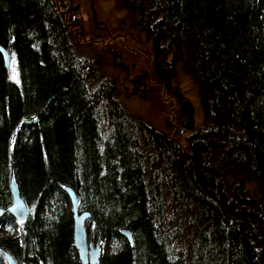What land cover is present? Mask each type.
I'll return each instance as SVG.
<instances>
[{
  "label": "trees",
  "instance_id": "16d2710c",
  "mask_svg": "<svg viewBox=\"0 0 264 264\" xmlns=\"http://www.w3.org/2000/svg\"><path fill=\"white\" fill-rule=\"evenodd\" d=\"M114 8L160 68L193 81L202 122L181 143L132 117L117 78L79 54L71 0H0L18 77L0 54V209L11 177L27 208L21 224L0 218V264H80L64 190L77 185L100 264H264V0Z\"/></svg>",
  "mask_w": 264,
  "mask_h": 264
},
{
  "label": "flooded vegetation",
  "instance_id": "af4514ba",
  "mask_svg": "<svg viewBox=\"0 0 264 264\" xmlns=\"http://www.w3.org/2000/svg\"><path fill=\"white\" fill-rule=\"evenodd\" d=\"M83 34L84 33L80 32ZM80 34V35H81ZM78 35V43L84 46H100L110 57L111 65L122 73L118 90L119 98L125 102L130 99L152 98L159 108L158 118L161 120L162 133L179 142L192 133L194 126V108L189 98L169 73L157 65L158 58L150 44H143L134 39V35L123 33L107 38L97 35L87 36L86 39ZM130 37V38H129ZM128 38L137 45H144L143 49L133 46ZM136 42H135V41ZM114 43H120L115 47ZM134 60L126 65L122 62L124 55Z\"/></svg>",
  "mask_w": 264,
  "mask_h": 264
},
{
  "label": "rangeland",
  "instance_id": "374dc122",
  "mask_svg": "<svg viewBox=\"0 0 264 264\" xmlns=\"http://www.w3.org/2000/svg\"><path fill=\"white\" fill-rule=\"evenodd\" d=\"M72 4H74L75 9L77 11V16L80 17V23L82 27V33H84V37L86 39L87 36H94L99 34V37L107 38L106 33H109V36H114L116 34H121L123 32L128 31L129 29H126L128 26H126V14L123 11H117L116 8H114V0H71ZM94 14V15H93ZM125 20V21H124ZM124 23V24H122ZM126 29V30H125ZM81 34V33H80ZM127 35L126 33H123ZM133 35L132 33H129L128 35ZM81 34V38H84ZM130 38V37H129ZM129 40V43L132 44L134 47L139 46L138 49L144 48V43L142 46L137 45L132 41V39ZM76 38H74L75 40ZM136 40V39H135ZM134 40V41H135ZM137 41V40H136ZM135 41V42H136ZM76 45H78V52L82 56H87L93 58V60H97L99 64H101V67L103 68V71L107 74V76L116 77V84L119 88V85L121 83V77L122 73L120 71L116 70L112 67L110 59H108L105 56H108V54L102 50L100 46H84L80 45L78 43V40H75ZM120 43H114L115 47H118ZM132 59L128 55H124L122 58V62L126 65L130 64ZM9 74L12 81L17 82V70H16V63L15 60L12 58L10 60V66H9ZM175 81L178 83V85L181 87V89L184 91V94L189 98L191 104L194 108V128H197L200 126L202 122V111L200 107V100L197 92L196 86L193 84V81L184 73L181 71H178L177 74L174 76ZM121 94V89L118 90ZM119 101H121L129 114L136 118L142 120L145 124H148L152 127H154L159 132H162L161 127V120L158 118L160 114H158V111L160 112L159 108L157 107L156 110V102L150 98V99H130L126 102L119 98ZM160 117V116H159ZM185 138L181 140V143H184ZM253 187V184L250 185V188ZM4 228L1 229V231ZM7 229V228H5ZM11 235L15 234V230L13 227L9 228Z\"/></svg>",
  "mask_w": 264,
  "mask_h": 264
},
{
  "label": "water",
  "instance_id": "95a60500",
  "mask_svg": "<svg viewBox=\"0 0 264 264\" xmlns=\"http://www.w3.org/2000/svg\"><path fill=\"white\" fill-rule=\"evenodd\" d=\"M0 54L4 63V67L8 69L10 66V55L8 51L0 46ZM146 125L150 126L148 124ZM64 190L70 201V212L73 223V246L76 250L80 264H100V247L98 245L94 246L92 243H89L87 239L86 226L89 221V214L87 212H79L78 210V185L75 187V189L67 187ZM10 193L11 204L7 209H0V218L5 213H8L15 219L17 224H21L26 219L27 208L18 193L13 177L10 179ZM121 234L129 244L132 243L131 233L129 230L122 229ZM5 261L6 264H16L13 258L8 254L5 255Z\"/></svg>",
  "mask_w": 264,
  "mask_h": 264
}]
</instances>
